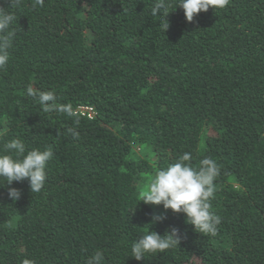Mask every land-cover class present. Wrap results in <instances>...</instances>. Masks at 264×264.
I'll use <instances>...</instances> for the list:
<instances>
[{
    "label": "trees",
    "instance_id": "obj_1",
    "mask_svg": "<svg viewBox=\"0 0 264 264\" xmlns=\"http://www.w3.org/2000/svg\"><path fill=\"white\" fill-rule=\"evenodd\" d=\"M177 2L164 32L154 0H0L16 16L0 70V154L11 139L54 153L39 193L0 178V264H86L97 249L104 264H264V0H230L191 22ZM28 86L71 104L79 124L44 112ZM186 152L193 168L204 157L219 166L215 235L139 202L140 180ZM154 214L166 218L150 230L175 227L180 243L137 260L130 246Z\"/></svg>",
    "mask_w": 264,
    "mask_h": 264
},
{
    "label": "clouds",
    "instance_id": "obj_2",
    "mask_svg": "<svg viewBox=\"0 0 264 264\" xmlns=\"http://www.w3.org/2000/svg\"><path fill=\"white\" fill-rule=\"evenodd\" d=\"M45 0H33L32 6L43 7ZM230 0H178L175 7L183 9L187 21L191 22L194 15L207 11L210 7L222 9ZM21 0H10L11 8H16ZM171 7V0H154L151 7L153 16L160 15L166 21L162 30L169 27L165 19ZM16 20L12 11L0 8V70H4L10 58L9 50L13 47L15 32L10 30V25ZM26 94L38 100L44 112H57L74 117L73 123L79 124V116L73 111L71 104L58 102L56 94L51 90H40L28 86ZM66 135L73 139L79 138L76 127L65 130ZM14 153V155H13ZM54 153L51 148L45 150H27L20 139H11L4 143L3 154H0V178L11 185L14 181L28 180L32 193H39L47 179L46 166ZM190 153L182 154L174 163L157 170L141 190L139 202L145 204L162 205L165 212L171 209L175 213L185 214V222L194 226V230L203 235H215L222 218L211 210V200L215 197V180L220 169L217 162L211 157H204L199 161V167L193 168L188 162ZM3 185V184H0ZM8 195L12 200H18L21 192L19 189L10 188ZM164 214H154L147 224L149 230L141 235L130 246L131 257L140 260L146 253H160L175 248L180 243L179 229L172 227L161 235L150 230L151 225L165 219ZM105 256L102 250H95L86 260V264H104Z\"/></svg>",
    "mask_w": 264,
    "mask_h": 264
},
{
    "label": "rangeland",
    "instance_id": "obj_3",
    "mask_svg": "<svg viewBox=\"0 0 264 264\" xmlns=\"http://www.w3.org/2000/svg\"><path fill=\"white\" fill-rule=\"evenodd\" d=\"M135 152H136L137 154H139V156H141V157L145 156V154H144L145 151H144L143 149H141V148H135ZM154 173H155L154 171H151V173H150V175H149V178H146L145 180H143V179L140 180L141 190H142L144 187L147 186L148 182H149L150 179L153 177ZM147 205H148L149 207L154 208L155 210H158V209H159V206H158V205H154V204H147Z\"/></svg>",
    "mask_w": 264,
    "mask_h": 264
},
{
    "label": "built area",
    "instance_id": "obj_4",
    "mask_svg": "<svg viewBox=\"0 0 264 264\" xmlns=\"http://www.w3.org/2000/svg\"><path fill=\"white\" fill-rule=\"evenodd\" d=\"M77 112L81 113L82 115H86L89 118L94 117L95 114L93 107L89 106H82L77 110Z\"/></svg>",
    "mask_w": 264,
    "mask_h": 264
}]
</instances>
